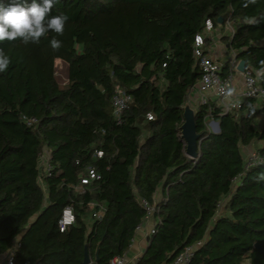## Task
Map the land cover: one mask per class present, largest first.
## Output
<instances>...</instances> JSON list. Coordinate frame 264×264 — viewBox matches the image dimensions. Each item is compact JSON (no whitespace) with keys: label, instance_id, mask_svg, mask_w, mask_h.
I'll return each mask as SVG.
<instances>
[{"label":"trees","instance_id":"trees-1","mask_svg":"<svg viewBox=\"0 0 264 264\" xmlns=\"http://www.w3.org/2000/svg\"><path fill=\"white\" fill-rule=\"evenodd\" d=\"M244 3L60 0L49 16L68 15L62 36L0 42L12 61L0 73V255L18 238L14 264H84L86 249L94 264H110L128 250L146 215L141 200L153 204L161 188L155 232L135 264H170L198 243L193 264H264V181L256 179L264 173V123H256L264 101L242 97L241 107L228 112L211 100L199 104L195 158L181 137L188 93L202 75L194 38L207 19L222 31L233 22L234 33L220 39L228 59L234 53L244 60L264 87L257 74L264 0ZM245 17L260 23L244 24ZM54 36L62 42L58 51L50 46ZM61 61L65 84L57 78ZM119 91L132 101L117 118ZM249 104L255 116L247 114ZM211 118L219 132L208 129ZM254 142H262L255 149L261 161L248 166L242 147ZM44 148L46 171L39 167ZM89 167L98 177L82 183ZM67 209L74 219L63 224ZM100 209L103 217L89 221Z\"/></svg>","mask_w":264,"mask_h":264},{"label":"built area","instance_id":"built-area-1","mask_svg":"<svg viewBox=\"0 0 264 264\" xmlns=\"http://www.w3.org/2000/svg\"><path fill=\"white\" fill-rule=\"evenodd\" d=\"M216 28L210 19H207L203 31L196 34L193 44V55L198 61L200 70L202 72L199 82L193 87L196 88L200 93L199 104L209 103L211 97L215 95L218 98L219 104L222 112H228L236 108L241 107L242 97H254L264 101V87L259 84L255 70L252 67L245 68L244 71H239L238 64L236 61L235 54L232 53L231 57L228 59L230 72L228 74H223L224 61L214 58L210 53L211 43L215 40L213 38V33ZM224 30L228 31L232 35L235 31V26L231 20H227L224 25ZM242 77V88L239 89L236 84L237 75ZM132 101V97L125 91H119L115 94L113 98L114 113L117 118H119ZM148 119H152L153 115L151 113L147 114ZM26 119V118H25ZM26 121L32 124L36 121L34 118H27ZM212 128L211 131H216V122L214 119L210 120L208 123ZM102 151H98V155L101 156ZM50 157L49 151L44 148L40 153L39 167L46 171L48 170V160ZM261 156L256 152H252L250 156L246 159L247 165H252L254 163L260 162ZM98 175L94 168L89 167L87 170V176L82 179V183H89L92 179L97 178ZM153 204L149 203L148 200L142 199L141 203L146 208V215L142 222L137 226L136 230L142 228L143 221L149 219L154 215L156 203L160 200H156L153 196ZM69 211L71 219L66 220L65 215L63 217L62 223H69L74 219V214L71 209H67L65 213ZM104 215V210L100 209L93 213L90 221L93 219L102 218ZM155 225L150 229V234L155 232ZM199 244V243H198ZM187 246L181 253H179L174 261L170 264H193L194 250L198 245ZM20 246L19 240L15 241L13 246L6 251L4 254L0 255V264H14V257L16 251ZM110 264H131L125 257V255H118L111 259Z\"/></svg>","mask_w":264,"mask_h":264},{"label":"clouds","instance_id":"clouds-1","mask_svg":"<svg viewBox=\"0 0 264 264\" xmlns=\"http://www.w3.org/2000/svg\"><path fill=\"white\" fill-rule=\"evenodd\" d=\"M60 0H42L37 3V0H32L30 5L12 0L7 6L0 3V42L15 41L20 39L25 45L29 43L39 44L41 38H46L49 32H54L57 36L64 34L65 25L69 20L67 14H59L49 16L55 4ZM257 0H245L244 7L249 4H255ZM244 24L257 25L260 20L255 17H245ZM50 46L54 51H58L62 47V42L55 36L50 40ZM11 58L5 53L4 49L0 48V73L8 70L11 64ZM261 68L258 75H264V61H261ZM248 115L255 116L256 108L249 104ZM257 120L260 117H256ZM258 181H264V173L258 174ZM18 241V238H17Z\"/></svg>","mask_w":264,"mask_h":264},{"label":"crops","instance_id":"crops-1","mask_svg":"<svg viewBox=\"0 0 264 264\" xmlns=\"http://www.w3.org/2000/svg\"><path fill=\"white\" fill-rule=\"evenodd\" d=\"M223 32L228 33V31L224 29L222 31L220 28H216L215 32L212 35L215 40L211 43V47L209 50H210L211 55L214 58L225 61L226 59H228V55L226 52V46L224 42L220 40ZM236 80H237L236 84L238 88L241 89L242 88V77L240 74L237 75ZM199 101H200V93L197 91L196 88H192L188 93V98H187L186 103H188L195 111L199 105ZM211 101L216 102L217 105L219 104L218 98L215 95L211 97ZM258 116L260 117L261 122H264V110L260 109V114ZM257 144H262V142H258ZM154 196L156 200L161 199L162 197L161 188L157 190ZM156 220H157L156 216L153 215L149 219L143 221V225L141 229L136 230V234L133 240L131 241V244L128 250L124 253L126 259L131 264H135L137 260L141 257L143 252L145 251L147 244H148L150 229L155 225ZM91 264H94L93 261L91 262Z\"/></svg>","mask_w":264,"mask_h":264},{"label":"water","instance_id":"water-1","mask_svg":"<svg viewBox=\"0 0 264 264\" xmlns=\"http://www.w3.org/2000/svg\"><path fill=\"white\" fill-rule=\"evenodd\" d=\"M222 22H223L222 19H220L219 23L222 24ZM238 69L241 72L244 71L245 69L244 60L239 61ZM183 116H184V121L181 125V137L186 143L185 152L189 157L195 158L198 155L200 135L196 131L195 111L188 103L184 105ZM215 122H216V131L214 132H219L220 131L219 123L217 121ZM64 215H65V212H64ZM255 247L259 251H262V247L260 246L259 243H256ZM95 256H96V259H98V249L96 250ZM91 262L92 261L90 259V255L86 249L85 256H84V264H91Z\"/></svg>","mask_w":264,"mask_h":264},{"label":"rangeland","instance_id":"rangeland-1","mask_svg":"<svg viewBox=\"0 0 264 264\" xmlns=\"http://www.w3.org/2000/svg\"><path fill=\"white\" fill-rule=\"evenodd\" d=\"M67 75H68V72H67V63L66 62H62V61L61 62H58V64H57V78H58L59 82L62 83V84H65L67 82V80H68ZM210 120H212V118ZM209 121H208V123H209ZM256 123H257L258 126H261L264 122H261V119H259V120H256ZM208 129L209 130H213L214 128H212L208 124ZM256 147H257V142H254V143H252L249 146H243L242 147V154H243L245 160L250 156V154L252 152L255 151ZM40 182L42 184V181H40ZM243 264H250V261L249 260H245L243 262Z\"/></svg>","mask_w":264,"mask_h":264},{"label":"bare ground","instance_id":"bare-ground-1","mask_svg":"<svg viewBox=\"0 0 264 264\" xmlns=\"http://www.w3.org/2000/svg\"><path fill=\"white\" fill-rule=\"evenodd\" d=\"M65 219H66V220H70V219H71V216H70V212H69V211H67V212L65 213Z\"/></svg>","mask_w":264,"mask_h":264}]
</instances>
